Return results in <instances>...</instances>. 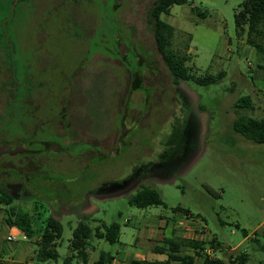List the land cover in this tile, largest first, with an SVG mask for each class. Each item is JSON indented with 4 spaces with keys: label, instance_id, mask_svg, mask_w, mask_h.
<instances>
[{
    "label": "rangeland",
    "instance_id": "rangeland-1",
    "mask_svg": "<svg viewBox=\"0 0 264 264\" xmlns=\"http://www.w3.org/2000/svg\"><path fill=\"white\" fill-rule=\"evenodd\" d=\"M156 1L0 0V82L6 77L12 93L8 105L0 100V144L29 141L44 152L45 143L62 147L0 160L15 187L14 206L0 204V258L17 259L25 244L7 241L16 231L6 221L14 207L40 227L61 216L60 256L52 264L72 255L80 222L120 226L117 243L92 239V263L102 252H141L138 238L145 241L162 221L185 223V212L195 217L190 229L183 225L184 233L220 242L219 250L206 245L214 259L240 264L238 256L246 254L244 264H264V145L233 130L242 97H250L253 108L240 114L264 118V53L247 43L246 34L237 36L235 15L246 0H188L162 15L176 29L174 50L187 57L195 77L226 74L210 86L188 81L179 87L156 51L149 24ZM121 43L131 46L126 59L116 51ZM135 69H143V87L152 92L131 91L129 71ZM103 73L110 77V122L107 133L93 140L88 136L97 111L88 110H103L97 79ZM89 79L96 86L92 96ZM142 186L158 189L163 205L131 206Z\"/></svg>",
    "mask_w": 264,
    "mask_h": 264
},
{
    "label": "trees",
    "instance_id": "trees-1",
    "mask_svg": "<svg viewBox=\"0 0 264 264\" xmlns=\"http://www.w3.org/2000/svg\"><path fill=\"white\" fill-rule=\"evenodd\" d=\"M187 3L188 0H157L150 9L149 24L154 36L156 51L169 70L175 87H179L183 82L188 81H192L200 86H210L221 81L226 76L225 72H220L215 76L195 77L186 66L187 57L181 56L173 48V40L176 33L175 27L162 19L163 14L168 15L170 13L171 7ZM115 8L117 9V7ZM199 15L204 18L206 17V14ZM235 22L237 36L243 37L246 34L247 43L257 49L259 53H264V0H246L235 15ZM261 68L264 71V67ZM3 79L4 83L0 82V87L10 94L8 84L6 83L7 79ZM139 89L145 88L142 84L141 71L135 69L131 91L135 92ZM235 107L238 116L233 122V130L253 143L264 145V118L257 119L239 113L240 109L253 108L251 98H240ZM94 115L98 118V111ZM14 202L15 196H12L7 189L0 188V204L14 206ZM129 204L140 209H146L163 205V200L158 189L142 186L130 199ZM185 215L190 218L195 217L188 212H185ZM33 218L25 212H16L15 208L11 207L6 221L9 226L19 227L20 230L28 235L29 239H34L37 236V231ZM42 224L43 228L36 242V250L32 260L37 263L57 261L60 256L57 248L63 235L61 216H51ZM119 237L120 226L117 223L111 225L102 223L95 228H91L87 223L80 222L73 231V238L70 244L72 255L65 259L64 264H72V261L75 259L82 264H111L114 257L106 252H102L97 261L90 263L88 249L94 238L110 243H117L119 242ZM206 245L215 250L222 248L216 237L209 240L208 243L178 237L167 238L152 248L154 253L166 255V261L149 262L132 260L131 264H224L222 260L211 258L205 253L208 249ZM188 251L194 252L195 255L189 254ZM238 260L240 264H244V262L248 261V255H240L238 256Z\"/></svg>",
    "mask_w": 264,
    "mask_h": 264
},
{
    "label": "flooded vegetation",
    "instance_id": "flooded-vegetation-1",
    "mask_svg": "<svg viewBox=\"0 0 264 264\" xmlns=\"http://www.w3.org/2000/svg\"><path fill=\"white\" fill-rule=\"evenodd\" d=\"M121 48H123L122 55H121V51H120ZM116 51L118 52L119 58L126 59L127 58V54H129V52L131 51V46L125 45L124 43H121V44L118 45V48H117ZM125 52H126V55H125ZM101 55H103L105 58H108V59L111 58L106 53L101 54ZM119 62H120V60H119ZM120 63H121L122 66H124L122 64V61ZM103 65L104 66H107L105 64H103ZM141 66H143V65H141ZM46 69H47V65L46 64L42 65L41 70L43 71V70H46ZM140 71H141V76H142L143 69L140 70ZM129 72L131 73V78H132V81H133V73L131 71H129ZM87 74L88 73H85L84 77H87ZM3 75H5V73H3ZM5 76H7V75H5ZM4 78H6V77H4ZM97 79H98L99 82L102 81V86H103V92H102V94H103V106L104 107H103L102 112L100 110H97L98 113H99L98 118L92 119V116H91V129L89 130L90 131V134H89L88 138L89 139H93V140H95L97 138H100V137L104 136L107 133V130L109 128V122H110L109 110L107 109V105H108V91H109V88H110V83H109L110 77H109V74L108 73H103L102 74V78H100L97 75ZM142 84H143V82H142ZM131 85H132V83H131ZM75 86H71L72 92H73V88ZM94 87H96V86H94V80L89 79V86H88V88L86 90L87 95H91L92 96ZM144 88L146 90H148V91H151V92L153 90V89H148L146 87H144ZM11 94L12 93H10V94L6 93L3 90V88L0 87V100H4V103L6 105H8V103H11V101H12V98L9 100ZM91 96H89V98ZM104 96H105V98H104ZM91 105H93V104H91ZM88 111L91 114H93L95 110L91 108ZM66 125H68V123ZM123 132H125V135L122 134ZM126 136H127V131H125V130L121 131V138L123 140V142H122L123 144L125 143L124 142V138ZM56 137L57 138H60L58 136H56ZM69 137L72 138V135L69 134ZM78 143L79 144H82L80 142H78ZM84 143H86V144H88L90 146L89 149L94 150V145H91L88 141H83V144ZM18 144L19 145H22L26 149L25 153L20 154V155H38V154H44L45 152L47 153V151L49 149H51V148H57V152L62 149V147L60 145H50L49 143H45V144H43V146L45 148V152L42 151V150L35 151V149H34V144L35 143L34 142H29V141L27 142V141H22V140L14 141V142H9V143H3L1 145H4V146L9 145L10 146V149L12 151H14V150H16L18 148V146H17ZM96 152L100 155L101 158H103V159L107 158L106 156H104V154H102L100 152V150L99 151H96ZM9 156H11V155H9V154L2 155V156H0V160L3 159V158H5V157H9ZM9 169H10L9 166H6V167H3V168L0 169V181H2L3 183H5V184H3L2 188L7 189V191H9L12 194V196H15V194H14V191H15L14 185H11L10 186V181L9 180H10V178H13V177L10 175ZM2 175H4V176L2 177Z\"/></svg>",
    "mask_w": 264,
    "mask_h": 264
},
{
    "label": "crops",
    "instance_id": "crops-1",
    "mask_svg": "<svg viewBox=\"0 0 264 264\" xmlns=\"http://www.w3.org/2000/svg\"><path fill=\"white\" fill-rule=\"evenodd\" d=\"M175 220L177 221L178 225L174 227H170V224H168V221L166 222L162 221L161 223L162 225L159 226L157 231H154V229H150V231L148 230V232L144 234L143 237L145 238V241L143 240L140 241V239L138 238L135 241V247L139 243V247H141L140 249H142L141 252L136 253V254H130V253H126L124 250L123 251L119 250L118 256L117 257L113 256L114 259L111 264H131L132 260H141V261H149V262L166 261L167 260L166 255L157 254L152 251L153 246H155L157 243L163 242L165 239L171 238V237L202 240L199 237H195V236L193 237V235L189 233L187 234L184 233L186 231L188 232L187 228L183 227V223H180V220H177V219ZM12 227L13 229L16 230V231L14 230L15 233L13 234H19L21 232L19 227L17 226H12ZM35 228L37 231L36 238L29 239L28 241H24L25 244L23 248L21 249L17 259H15L13 256H9L8 258L1 257L0 264H33V263H30L29 261H31L34 258V252L36 250V242L38 241L39 236L41 235L43 224L40 227L35 222ZM176 228L178 229L180 228L181 230H178L177 232ZM149 243H151L152 245ZM144 245L146 246L144 247ZM90 251H94L93 246H90V248L88 249L89 260H90ZM188 253L191 255H195L194 252H188ZM217 259L222 260L224 262V260L220 259L219 257H217ZM47 264H52V262H48ZM79 264H82V263H79Z\"/></svg>",
    "mask_w": 264,
    "mask_h": 264
},
{
    "label": "built area",
    "instance_id": "built-area-1",
    "mask_svg": "<svg viewBox=\"0 0 264 264\" xmlns=\"http://www.w3.org/2000/svg\"><path fill=\"white\" fill-rule=\"evenodd\" d=\"M194 218H190V217H187L186 216V220L184 219V220H181V221H185V223H186V226H187V228L188 229H190V224H192V225H194L193 224V222H191V220H193ZM183 223V222H182ZM185 223H183V225H185ZM195 227V226H194ZM196 228V227H195ZM198 229V228H197ZM199 230H205L204 228H201V229H199ZM206 231V230H205ZM196 237V236H195ZM197 237H199V236H197ZM202 238V237H201ZM213 239V238H212ZM211 239V240H212ZM29 240V237H28V235L25 233V232H23L22 230H21V232L19 233V234H11L10 236H8V238H7V241L8 242H10V243H16V242H19V241H28ZM191 240H195V239H191ZM199 241H203V239L202 240H199ZM210 251H212V250H209V249H207L206 251H205V253H207L211 258H213L212 257V255L210 254Z\"/></svg>",
    "mask_w": 264,
    "mask_h": 264
},
{
    "label": "water",
    "instance_id": "water-1",
    "mask_svg": "<svg viewBox=\"0 0 264 264\" xmlns=\"http://www.w3.org/2000/svg\"><path fill=\"white\" fill-rule=\"evenodd\" d=\"M12 9H13V7H12ZM120 51H121V55H122L123 48H121ZM122 134L125 135V132H123ZM17 146H18V148L16 150L12 151L10 149L9 145L4 146V145L0 144V156L5 155V154H9L11 156H15V155H18V154L25 153L26 149L22 145L18 144Z\"/></svg>",
    "mask_w": 264,
    "mask_h": 264
}]
</instances>
